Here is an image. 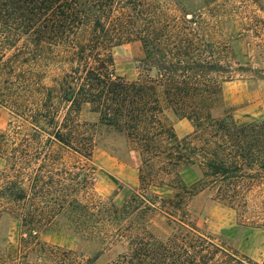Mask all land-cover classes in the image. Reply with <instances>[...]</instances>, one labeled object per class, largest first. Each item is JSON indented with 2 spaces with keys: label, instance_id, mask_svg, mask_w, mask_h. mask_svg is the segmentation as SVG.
<instances>
[{
  "label": "trees",
  "instance_id": "obj_1",
  "mask_svg": "<svg viewBox=\"0 0 264 264\" xmlns=\"http://www.w3.org/2000/svg\"><path fill=\"white\" fill-rule=\"evenodd\" d=\"M252 4L0 0V107L25 122L0 131V222L11 218L18 227L15 245L0 227V264H98L110 253L103 264L228 257L188 206L200 193L238 217L263 204L264 121L212 116L226 83L264 80V68L248 58L251 50L264 53V16ZM128 43H138L148 63L135 80L112 65V50ZM36 96L25 114L20 100ZM83 105L137 155L139 188L121 205L94 191L93 136L78 120ZM167 113L190 122L192 133L178 137ZM186 171L195 175L189 184ZM163 186L170 197L148 191ZM47 232L70 233L96 252L42 242Z\"/></svg>",
  "mask_w": 264,
  "mask_h": 264
},
{
  "label": "rangeland",
  "instance_id": "obj_2",
  "mask_svg": "<svg viewBox=\"0 0 264 264\" xmlns=\"http://www.w3.org/2000/svg\"><path fill=\"white\" fill-rule=\"evenodd\" d=\"M195 1V0H192ZM257 6L251 5L250 9L257 15L264 16V0H256ZM238 48H236L237 51ZM243 50V49H242ZM239 51V49H238ZM248 58L253 68H264V53L249 51ZM112 65L116 75L127 80L138 78L142 69L148 63L142 48L138 43H128L112 50ZM50 85L49 80H44ZM48 97L44 96L43 106L50 105ZM36 98L20 100L24 113L33 111ZM49 100V99H48ZM66 105L61 101L56 107L63 112L61 107ZM45 109V107H43ZM23 118L28 119L26 116ZM230 115L238 125L252 121H264V80L253 78L240 79L226 83L221 92V98L212 110L214 118ZM166 119L173 126L178 137L183 138L192 133L193 128L187 120H178L171 113L166 114ZM78 120L85 124L93 136L94 147L91 160L94 167V191L102 198L111 197L115 204L121 205L130 198L139 188L136 170L137 155L130 151L126 140L115 133L111 128L98 125V116L91 111V107L83 105L78 112ZM16 122L17 125L25 122L12 114L9 110L0 107V131L7 129L8 125ZM26 125H28L26 123ZM30 126V125H28ZM130 151V152H129ZM4 161L0 159V171ZM194 173L186 171L183 178L187 184L194 180ZM149 193L160 197H170L173 193L168 186L150 188ZM261 198H258V201ZM188 210L197 226L207 232L214 240L225 248L228 257H222L220 264H262L264 261V199L263 204L254 206L252 215H237L233 209L211 200L207 193H200L191 198ZM2 231H7L12 245L17 240V223L11 218L4 217L0 222ZM40 240L50 245L65 249L84 252L93 256L96 248L93 245L80 242L77 237L67 232H47L40 236ZM108 254L99 260L103 264L113 258ZM238 262V263H237Z\"/></svg>",
  "mask_w": 264,
  "mask_h": 264
},
{
  "label": "water",
  "instance_id": "obj_3",
  "mask_svg": "<svg viewBox=\"0 0 264 264\" xmlns=\"http://www.w3.org/2000/svg\"><path fill=\"white\" fill-rule=\"evenodd\" d=\"M70 96V95H69Z\"/></svg>",
  "mask_w": 264,
  "mask_h": 264
}]
</instances>
